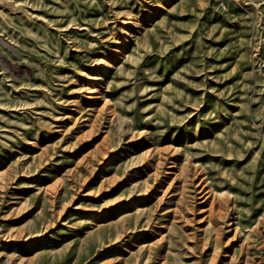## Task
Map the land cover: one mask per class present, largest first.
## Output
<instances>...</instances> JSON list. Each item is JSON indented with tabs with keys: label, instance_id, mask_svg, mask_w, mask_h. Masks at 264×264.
<instances>
[{
	"label": "rangeland",
	"instance_id": "obj_1",
	"mask_svg": "<svg viewBox=\"0 0 264 264\" xmlns=\"http://www.w3.org/2000/svg\"><path fill=\"white\" fill-rule=\"evenodd\" d=\"M0 264H264V0H0Z\"/></svg>",
	"mask_w": 264,
	"mask_h": 264
},
{
	"label": "bare ground",
	"instance_id": "obj_2",
	"mask_svg": "<svg viewBox=\"0 0 264 264\" xmlns=\"http://www.w3.org/2000/svg\"><path fill=\"white\" fill-rule=\"evenodd\" d=\"M113 67H114L113 62L112 61H107L106 66L104 67V70H103L102 74H107L110 71V69L113 68Z\"/></svg>",
	"mask_w": 264,
	"mask_h": 264
}]
</instances>
